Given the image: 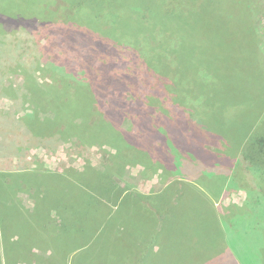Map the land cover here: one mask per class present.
I'll return each mask as SVG.
<instances>
[{
  "label": "trees",
  "instance_id": "16d2710c",
  "mask_svg": "<svg viewBox=\"0 0 264 264\" xmlns=\"http://www.w3.org/2000/svg\"><path fill=\"white\" fill-rule=\"evenodd\" d=\"M7 1L0 0V42L6 33L3 27L5 23L33 21L38 18L34 16L38 13V7L45 11L47 5H44V2L49 0H32L35 4L29 9L26 8L28 11H25V15L10 13L6 8L15 4L12 6ZM128 1L137 4L143 0H71V5L87 7V16L91 20L90 24H93L95 17L103 16L104 13H116L118 18L119 13L123 11L119 7ZM196 1L194 7L203 9L206 6L204 3L214 4L216 1L220 3L227 0L153 1V4L160 8L165 3L168 11L177 17V23L172 25L174 31L163 36L164 38L169 35L174 40L180 32L187 30L186 26L190 25L193 13L184 10V15V4ZM71 10L76 18L78 12ZM259 11L257 0H245L241 9H238L237 18L249 17L250 23L242 24L238 32L253 39L250 49L255 48L256 51L251 55L259 54L262 58L264 50H261L259 43L260 31L257 22L253 20ZM67 15L72 17L68 9ZM130 17H133V14ZM137 18L140 19L139 16ZM141 18L145 19L143 14ZM177 26L181 27L180 31ZM233 26L236 27L234 24ZM123 30L125 32L119 33V27L115 26L106 34H100L103 38L112 37L115 47L105 49L98 57L86 59V55L82 53L73 57L66 56L65 53L58 56L52 54L45 67L41 65L42 62H39L40 66L37 67V63L31 59L27 62L28 59L24 61L17 58L18 54H11L9 48H0V66L7 60H14V71L17 73L21 69L24 73V83L28 86L25 99L39 105L42 108L40 113L44 112L40 118V113L32 110L24 113L21 120L15 123L9 121V124L0 114V134L3 136L0 140V157L6 155V146L9 144L11 152H17L15 146L19 141L18 137L24 147L23 143L27 146L42 141L51 145L58 137H68V133H75L77 141L87 151L96 130L97 119L93 118L97 116L95 104L89 111V114H93H90V125L87 121L80 120L83 103L75 104L80 115H74L70 104L58 107V104L55 105L51 100V92L71 87L72 83L65 80V76H71L77 82L74 86H82V82L85 83L88 96L86 103L89 107L90 101H96L97 93L107 94L109 91L111 98L110 90L118 94V102L113 108L123 109L124 113L118 116L129 117L130 128L125 131L133 134L137 132L143 137L144 147L149 146L147 148L152 152V159L159 161V164L161 162L162 169L166 170L167 182L160 190L144 194L137 190L129 191L128 187H122L107 178L105 196L101 197L87 189L80 176L70 172L49 171L39 164L32 171L17 170L13 173L0 170V203L3 204L7 200L6 207L16 211L17 218L20 214L19 221L22 224H30L26 226L25 234L13 228L9 230L11 234L9 232L7 240L10 241L11 248L18 247V250L13 252L11 263L6 259L4 264H206V261L226 252V249L229 250L226 242V224H232V215L234 217L237 213L233 212L237 207L225 205L219 199L221 192L231 187L246 190L252 196H262L261 192L264 194V186L257 182L264 183V61L261 66L251 67L247 73L249 95L239 89V95L244 96L245 103L238 101L229 105V101H182L180 96L183 95L184 88L183 71L170 68L174 54L170 53L166 40L159 38L157 47H149L150 34L144 27ZM123 33H128L124 40L121 36ZM100 36H96L97 42L102 40ZM92 39L88 41L94 42L95 38ZM142 40H145L148 46L145 49L147 54L141 52L140 44L144 42ZM82 41L76 40V46L82 44ZM84 43L86 45V41H83ZM154 52L160 55L157 56ZM104 57L109 60L106 64L111 65L112 76L96 73V67L101 66ZM141 65L147 71V77L135 74L134 67ZM43 69L48 70L50 83L29 81L26 76L28 72L35 74ZM87 71H90L89 75ZM170 78L172 82L177 81L173 84L175 89L170 88L171 95L167 91ZM83 79H87L88 83ZM107 84L109 89L105 88ZM148 86L156 87L155 91L158 93H154V96L158 101L150 97ZM138 87L146 89L138 91ZM167 94L170 96L164 101L161 97L163 95L165 99ZM253 98L256 101H251ZM97 100L100 101V98ZM247 100L257 107V112L249 116ZM63 101L65 103L67 100ZM101 101V108H110L107 95L104 96L105 103ZM123 102H126L125 106ZM162 109L165 113L160 114ZM229 114L234 116L230 117ZM96 133L102 140L106 137L98 130ZM129 141L122 144L120 149L134 144L133 138ZM186 143L191 145L197 154L186 150ZM197 144L199 149L194 147ZM199 158L207 163L208 160L214 162L209 164L213 165L212 167H206L210 170L205 172L208 187L202 186L198 181L190 182L183 179L184 177H174L180 162H197ZM118 161L123 164V154H120ZM26 162H29V159ZM127 162L132 161L128 159ZM84 174H89V177L97 181L101 176V173H81L82 176ZM28 187L34 189L35 194L39 196L33 208L39 210L37 217L40 220H32L30 211L33 208L23 206L17 199V193L27 191ZM11 189L13 195H10ZM255 202L264 208V200L261 197H256ZM257 208L252 207V210ZM241 220L237 215V225ZM238 229L241 232L239 227ZM147 230H152L154 242L158 243L159 254L155 257L151 253L152 246L146 245L143 236V232ZM258 230L261 233L264 229ZM256 234L258 235L257 230ZM22 240L28 241L24 243L26 246ZM194 241L200 243L197 248L193 245ZM34 249L43 251L36 252ZM4 257L6 258L5 254Z\"/></svg>",
  "mask_w": 264,
  "mask_h": 264
},
{
  "label": "rangeland",
  "instance_id": "374dc122",
  "mask_svg": "<svg viewBox=\"0 0 264 264\" xmlns=\"http://www.w3.org/2000/svg\"><path fill=\"white\" fill-rule=\"evenodd\" d=\"M31 1L8 0V4L15 5L6 9L13 14L20 13L25 15V11H28L26 8L29 9L35 4V2ZM153 1L155 2V0H143L137 4L128 1L126 2L127 4L119 7L123 11L119 13L118 18L116 13H104L103 16L94 14L96 17L93 24H90L91 20L87 16L88 8L85 6L73 7L71 0H49L47 3L45 1L46 10L44 11L43 8L38 7V13L34 15L35 17L38 16V18L33 19V21H8V23L3 25L6 33L5 36H2L0 48H9L11 54H18L17 58L24 61L28 59L27 62L31 59L39 67V62H42L41 65L43 66L46 65L52 54L58 56L65 53L66 56L73 57L75 54L80 55L82 53L86 55V59H93V57H98V54L104 53L105 49L109 50L115 47L112 37L103 38L100 34H106L107 31H111L115 26L119 27V33L125 32L123 29L132 30L136 29V27L140 29L144 27L150 34L149 47H157L159 38L161 40L165 39L169 45L170 53L174 54L171 60L173 64L170 65V68L183 71L184 88L182 90L183 95L180 96L182 101H229V105L238 101L245 103L243 101L244 96L239 95V89L246 91L247 95H249L247 73L251 67L261 66L264 61L262 59L264 56L261 58L259 54L251 55L253 51H256L255 48L250 49L253 39L247 34H239L238 32L242 24L250 23L249 17L241 16L237 18L238 9H241L245 0H227L220 3L216 1L214 4L204 3L206 6L203 9L194 7L197 1L184 4L183 14L185 15L184 10H190L193 13L192 18H190L191 23L186 26L187 30L180 32L179 36L174 40L169 35L167 36L169 38H164L163 36L174 31L173 26L177 23V17H174L172 11V13L168 11L165 3L160 8L156 7ZM257 7L260 11L255 19L253 17V20L255 23L257 22L256 25L258 24L260 31L259 43L261 50H264V0H257ZM35 8L37 7L35 6ZM67 9L72 17L67 15ZM71 9H75L78 12L76 18ZM144 11H147V13ZM131 14H133V17H130ZM142 14L145 19L141 18ZM138 16L140 19L137 18ZM97 27L105 29L101 31L95 29ZM159 27L162 29H159ZM177 30L180 31L181 27L177 26ZM127 35L128 33L121 35L123 40ZM96 36H100L102 40L97 42ZM92 37L95 38V41L91 43L88 40H93ZM78 39L86 41V45L82 41V44L76 46L75 42ZM116 39L118 41L117 37ZM142 41L144 42L140 44L141 52L147 54L145 49L148 46L145 40ZM44 45L46 47H43ZM154 54L160 55L157 52H154ZM106 56L110 57L109 54H106ZM108 62L109 60L104 57L101 66L96 67V73L103 76H112L111 65L106 64ZM14 68L15 62L13 59L10 62L8 60L5 61L4 65L0 66V114L7 119L8 124L9 121L15 123L19 119L21 120L24 113L33 110L39 114L42 109L39 105L32 104L25 99L28 86L24 83V73L21 72V69L16 73ZM134 70L136 75L147 77V71L142 68V65L134 67ZM87 73L89 75L90 71H87ZM26 76L33 83H36L35 81L50 83L47 69L35 72V74L28 72ZM65 77L66 81L72 83L71 87H67V89L63 87L62 91L51 92L52 102L55 105L58 104V107L70 104L71 112L74 115H80L78 106H75V104L83 103L81 106H84V108L81 111L80 120L87 121L90 125H92V119L89 111L92 109V105L95 104L97 116L94 114L95 117L93 118L97 119L96 130L106 136L104 140L96 136L95 130L92 140L87 146V151H85L77 141L75 133H68V137L66 136L65 138L58 137L56 142L51 145H47L48 143L42 141V143L33 142L27 146L23 143L25 147L21 144L22 140L18 137L19 141L15 146L17 152H11L10 144L8 146L5 145L8 150L6 155L0 157V170L13 173L17 170L32 171L39 164L46 167L49 171L70 172L80 176L85 187L96 196L101 197L105 196L107 178L112 179L122 187H128L129 191L137 190L145 194L160 190L167 182L166 170L162 169L161 162L159 164V161L155 162L152 159V152L148 149V145V148L144 147L145 140L139 133L133 134V132L125 131L130 128L129 117L118 116L124 113L123 109L117 108L119 111L116 114L117 109L113 108L118 102V94L110 90L111 98L108 90L107 94L97 93V96H95L96 101H90L91 105L89 107L86 103L88 96L85 91V83L82 82V86H74L77 83L75 79L71 76ZM83 81L88 83L87 79H83ZM176 82H172V78H170V84L167 85V91L170 95V88L175 89L173 84ZM116 87L119 88V85L116 84ZM105 88L109 89V85L105 86ZM148 88L150 97L154 98V101H158L154 96V93H158L155 91L156 87L148 86ZM144 89L146 87L137 88L138 91H143ZM169 94H167L165 99L163 95L161 98L166 101L170 96ZM106 95L108 96V101H110V108L108 106L101 108L99 102L102 100L101 102L104 104V96ZM97 98H100V101ZM63 99L67 101L64 103ZM251 101L256 100L253 98ZM249 103L250 101L247 102L248 116L253 112H257L255 104ZM258 104L261 105L260 103ZM125 105L126 102H123V106ZM166 105L167 102L165 103ZM230 112H232L231 107ZM161 113H165V111L163 110ZM43 115L44 112L40 113V118ZM91 115L93 116V114ZM84 132L86 133V131ZM2 138L3 136L0 134V140ZM132 138L134 139L133 145L120 149L122 144L127 141L130 142L129 139ZM194 147L199 149L198 144ZM185 149L194 151L197 154L196 150L187 143ZM116 151L119 153L118 157L123 154V159L125 160L123 164L118 161ZM27 159H29V162H26ZM128 159L132 162H127ZM210 163L214 162L208 160L207 163V161L200 158L197 162L183 160L177 165L178 169L174 177H184L183 179L190 182L198 181L202 186L208 187L206 185L208 180L205 172L210 171L206 169L207 166V168L213 166L209 165ZM83 172L101 173V176L97 181V179L89 177V174L82 176L81 173ZM257 182L264 186L263 182ZM35 193L34 189L28 187L27 191L17 193V199L23 206L32 209L36 206V199L39 197ZM261 193L262 196L261 194H253L254 196H252L246 190L241 188L233 189L231 187L221 192L219 199L225 205L229 204L237 207V210L231 208L234 214L236 211L237 213L234 217L232 215V220L230 221L232 224H226V242L229 250L226 249V252H222L219 256H215L214 259L206 261V264H264V208L255 202L256 197H261L264 200V194L263 192ZM10 195H13L12 189ZM6 201L3 204L0 203V264H4L6 259L8 263H11L10 258L13 257L12 254L16 249L11 248L10 241L7 240L10 236L9 232L11 234L9 230L13 228L25 234L26 226L30 225L22 224L19 221L21 220L20 214L17 218L16 211L6 207L8 206ZM252 207L258 208L252 210ZM38 212L39 210L34 208L30 211L31 216H33L32 220H40L37 217ZM237 215L242 218L239 221V225H237ZM238 227L241 232H239ZM260 228L263 230L261 233L258 230ZM143 236L146 245L148 247L152 246L151 253L154 254V257L157 256L159 254L158 243L154 242L152 230L144 231ZM4 241L6 242L5 244ZM24 243H28V241L25 240L23 241ZM24 245L26 246V244ZM193 245L197 248L200 243L194 241ZM16 250H18V247ZM34 250L36 252L43 251L42 249Z\"/></svg>",
  "mask_w": 264,
  "mask_h": 264
}]
</instances>
